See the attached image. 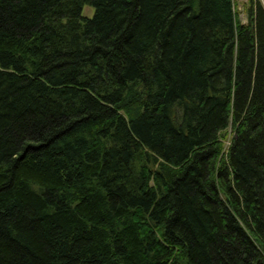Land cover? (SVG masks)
<instances>
[{"label": "trees", "instance_id": "obj_1", "mask_svg": "<svg viewBox=\"0 0 264 264\" xmlns=\"http://www.w3.org/2000/svg\"><path fill=\"white\" fill-rule=\"evenodd\" d=\"M233 5L0 0V264H264V3Z\"/></svg>", "mask_w": 264, "mask_h": 264}, {"label": "rangeland", "instance_id": "obj_2", "mask_svg": "<svg viewBox=\"0 0 264 264\" xmlns=\"http://www.w3.org/2000/svg\"><path fill=\"white\" fill-rule=\"evenodd\" d=\"M261 1L264 3V0H261ZM233 2H234L233 6L235 9L236 16L239 18L240 21L245 22L247 20V7H248L249 0H233ZM92 13H93V6L89 4H84L82 6V9H81L82 15L91 16ZM230 130H231V127H228L226 129L225 136L222 138L224 149L229 143V139L232 133Z\"/></svg>", "mask_w": 264, "mask_h": 264}]
</instances>
